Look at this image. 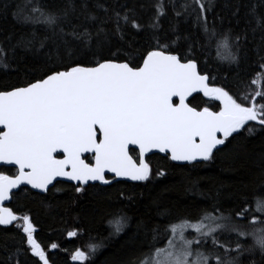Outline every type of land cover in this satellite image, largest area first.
<instances>
[{
  "label": "snow or ice",
  "instance_id": "obj_1",
  "mask_svg": "<svg viewBox=\"0 0 264 264\" xmlns=\"http://www.w3.org/2000/svg\"><path fill=\"white\" fill-rule=\"evenodd\" d=\"M169 3L176 17L191 20L199 38L181 36L177 25H172L176 38L161 42L155 32L166 15L163 0H157L156 14L146 26L154 33L151 43L139 48L126 40V29L130 25L139 33L145 26L127 3L111 10L104 3H95L93 7L102 10L103 17L94 14L89 0H80L79 5L64 0L62 7L50 6L47 0H27L23 13L19 5L11 11L15 22L32 25L33 30L15 43L14 34H9L7 49L0 42V69L10 67L8 53L14 59L16 49L30 55L38 67L29 69L17 84L0 86V162L16 167L14 175L0 172V225L22 219L31 256L43 264H49V259L34 239L36 230L30 217H18L3 206L20 185L48 192L57 178H64L74 182L75 192L81 194L86 186H96L90 182L110 185L113 181L106 173L114 179L149 181L153 169L147 156L153 150L167 154L173 162H208L234 134L246 130L251 136L264 131V103H257V98L264 100V16L257 14L256 5L246 13L245 28L236 31L231 20L239 24V0L224 5L234 8L227 27L226 18L219 13L208 19L215 0H183L179 9L176 0ZM10 9L12 0H0V16L7 18ZM81 17L82 22L73 23ZM92 21L97 22L95 27ZM108 23L113 24L112 29L106 27ZM36 26H42V38ZM181 39L188 43L183 57L174 51ZM114 40L119 42L116 51L111 50ZM249 44L260 71L250 82L255 91L239 98L217 85L216 76L202 73L195 58H189L199 48L207 63L215 48L216 58L234 69L233 79L242 82L241 65L249 59ZM193 93L218 101V110L191 106L188 101ZM130 146L138 149L135 157ZM260 159L264 163V152ZM164 175L163 170L156 172V177ZM260 193H264V184L251 199L240 197L229 209L213 202L210 209H199L195 219L190 215L173 218L164 209L159 215L169 222L163 228L139 221L136 235L143 234L148 250L125 264H242V257L257 251L264 264V194ZM130 221L120 211L113 213L109 236L124 233ZM189 231L194 235L189 237ZM68 236L75 237L77 232L70 231ZM162 240L163 245L158 246ZM100 247L102 243H90L87 253L77 248L71 259L85 264ZM51 248L56 249L57 244ZM22 252L17 248L9 262Z\"/></svg>",
  "mask_w": 264,
  "mask_h": 264
},
{
  "label": "trees",
  "instance_id": "obj_2",
  "mask_svg": "<svg viewBox=\"0 0 264 264\" xmlns=\"http://www.w3.org/2000/svg\"><path fill=\"white\" fill-rule=\"evenodd\" d=\"M47 2L50 6L62 7L64 0ZM75 2L79 5L80 0ZM97 2L104 3L110 10L120 3H127L130 8L134 7L136 18L145 26V30L137 33L129 25L126 29V40L132 41L136 48L151 43L150 38L154 33L147 30L146 26L156 14L157 0H89V7L94 14L103 17V11L93 7ZM182 2L183 0H176L177 9ZM235 2L236 0H215L214 10L208 14V19L211 21L213 16L219 13L226 18L225 27L229 26L228 18L234 8L225 9L224 5ZM12 3L13 9H10L7 18L0 16V42H4L5 49L8 48L6 37L9 34H14L12 43H15L21 35H29L33 30L32 25L17 23L11 16V11L15 10L17 5L20 6L18 10L23 13V5L27 0H12ZM163 3L166 15L160 18V29L155 32L162 43L176 38L171 32L172 25H177V31L181 36L189 35L193 40L199 38V30L193 28L191 20L185 22L183 17H176L169 0H163ZM239 3L241 4L239 24H236L235 19L231 20L236 31L245 28L246 13L253 4L256 5L257 14L264 16V0H239ZM108 15L111 16L112 12L109 11ZM247 19L251 20L252 17L248 16ZM82 21L83 17L81 21L73 20V23ZM96 24V21L91 22L93 27ZM252 26H255L254 21ZM106 27L112 29L113 24L108 23ZM36 30L39 37L45 35L42 26H36ZM117 46L119 42L114 40L111 50L116 51ZM248 48L249 59L241 65L242 82L233 79L234 69L230 70L227 64H222L216 58L215 48L207 57V63L206 56L199 48H194L189 58H195L202 73L207 72L211 76H216L217 85L225 86L231 94L239 98L255 91L256 86L250 82L260 71L259 60L252 50L253 46L249 44ZM174 51L183 57L188 53V43L181 39ZM105 54H108L107 50ZM8 55L10 67L6 71L0 69V86L17 84L29 69L38 67L32 57L21 49H16L14 59L11 58V53ZM189 103L197 108L209 106L213 110H218L219 104L218 101H211L200 95L194 96ZM257 103H264V100L257 98ZM262 152L264 131H257L249 136L244 130L240 134H234V137L226 142V146H222L221 151L215 154L212 161L176 164L167 157L152 154L149 161L153 169V178L149 181L114 180L110 185L87 186L86 191L81 194H77L71 184L57 182L46 195L32 191L17 194L15 209L30 217L36 230L33 234L34 239L46 252L49 264H79L72 261V254L77 248L87 253L90 243H102V247L85 264H125L126 261L138 258L141 253L148 250V243L143 234L136 235L139 221H145L149 227L160 224L163 228L169 222L159 215L164 209L170 210L173 218L178 215H190L195 219L199 209H210L213 202H218L223 208L229 209L234 207L240 197L246 196L251 199L257 194L258 186L264 184V163L260 159ZM159 170H163L166 175L156 177ZM129 196L132 197L131 200L126 199ZM117 211L131 217L130 226L119 236L110 237L109 220ZM70 231L77 232V236L70 238L68 236ZM150 239L149 235L147 240ZM53 243L57 244L56 249L51 248ZM163 243L162 240L158 246H162ZM17 248L23 252L9 262V255L16 252ZM261 259L257 251L242 257V264H250L252 260L260 264ZM0 264L43 262L31 256L22 227H7L0 229Z\"/></svg>",
  "mask_w": 264,
  "mask_h": 264
},
{
  "label": "flooded vegetation",
  "instance_id": "obj_3",
  "mask_svg": "<svg viewBox=\"0 0 264 264\" xmlns=\"http://www.w3.org/2000/svg\"><path fill=\"white\" fill-rule=\"evenodd\" d=\"M196 95H200V96H202L201 94H196ZM196 95H194V96H196ZM193 96V97H194ZM193 97H191L190 99H189V101L188 102H190V100L193 98ZM202 97H204V96H202ZM204 98H206V97H204ZM191 105V104H190ZM192 106V105H191ZM138 153V151L136 150V149H130V154L131 155H133L134 157L136 156V154ZM154 154H159V153H154ZM61 156H62V154H60ZM152 155V154H151ZM151 155H149V156H147V159H148V162L150 163V161H149V157L151 156ZM159 155H161V154H159ZM87 156V155H86ZM161 156H163V157H167L168 158V155L167 154H165V155H161ZM89 159H90V157H88ZM172 162V161H171ZM15 171H16V167L15 166H13V165H4V164H2V165H0V172H4V174H7V175H14L15 174ZM106 178L107 179H109V180H112V181H114V180H123V179H114L113 178V176H110V175H106ZM57 182H65V183H69V182H66V181H61V180H58V181H55L54 182V186H55V184L57 183ZM69 184H71L72 186H73V184L72 183H69ZM93 184H97V185H100V184H98V183H92V184H90V185H93ZM53 185H51L50 187H49V189H51V188H53L54 187ZM74 187V186H73ZM87 187V186H86ZM27 191H32V192H35V193H38V194H41V195H46V193L47 192H40V191H35V190H33V189H31L30 187H28V186H21V187H19V188H17L16 190H13V193H14V195L12 196V198L10 199V200H8V201H5V202H3V206L4 207H7V208H10L13 212H14V214L15 215H17L18 217H22V216H24V215H26V214H22V213H19V212H17L16 211V209H15V200H16V196H17V194H19V193H21V194H23V193H25V192H27ZM22 225H23V221H22V219L21 220H17V221H15L13 224H11V225H0V229L1 228H7V227H22Z\"/></svg>",
  "mask_w": 264,
  "mask_h": 264
},
{
  "label": "water",
  "instance_id": "obj_4",
  "mask_svg": "<svg viewBox=\"0 0 264 264\" xmlns=\"http://www.w3.org/2000/svg\"><path fill=\"white\" fill-rule=\"evenodd\" d=\"M196 94H201L202 96H203V94L202 93H193V96L194 95H196ZM192 96V97H193ZM191 98V97H190ZM189 98V99H190ZM174 100H176V102H178V99L177 98H174ZM136 149L135 148V146H130V149ZM137 151H138V149H136ZM154 153H159V154H161V155H165V153H160V152H158V151H156V150H153V152H151V153H149L148 154V156L149 155H151V154H154ZM87 155V154H86ZM173 162V161H172ZM198 162H205V161H198ZM174 163H176V164H188L187 162H174ZM193 163H197V162H193ZM2 164H4L3 162H0V165H2ZM4 165H7V164H4ZM13 166H15V165H13ZM106 175H110V176H113L111 173H106ZM116 179H123V180H126V179H124V178H116ZM58 180H61V181H66V182H69V183H72V184H74V182H71V181H67L66 179H64V178H57V181ZM126 181H129V182H134V181H130V180H126ZM55 182V181H54ZM92 183H98L99 184V182H90V184H92ZM21 186H28V187H30L31 188V186L30 185H20L19 187H21ZM51 186V185H50ZM49 186V187H50ZM18 187V188H19ZM32 189V188H31ZM14 190H16V189H14ZM33 190H35V191H40L39 189H33ZM41 192V191H40Z\"/></svg>",
  "mask_w": 264,
  "mask_h": 264
},
{
  "label": "rangeland",
  "instance_id": "obj_5",
  "mask_svg": "<svg viewBox=\"0 0 264 264\" xmlns=\"http://www.w3.org/2000/svg\"><path fill=\"white\" fill-rule=\"evenodd\" d=\"M188 235H189V237H191L192 235H194V233H192L191 231H189Z\"/></svg>",
  "mask_w": 264,
  "mask_h": 264
}]
</instances>
